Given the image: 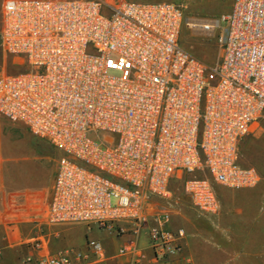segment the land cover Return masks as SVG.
Segmentation results:
<instances>
[{
	"label": "built area",
	"instance_id": "2783aa9c",
	"mask_svg": "<svg viewBox=\"0 0 264 264\" xmlns=\"http://www.w3.org/2000/svg\"><path fill=\"white\" fill-rule=\"evenodd\" d=\"M2 17L0 46L23 71L0 76V117L60 153L50 201L26 203L39 227L149 228L155 255L175 253L185 232L164 227L173 179L203 174L183 188L203 215L219 212L217 186L259 184L240 145L264 116V0L189 24L172 2L6 0ZM184 24L205 35L223 27L215 66L181 45ZM75 260L94 264L71 250L37 264Z\"/></svg>",
	"mask_w": 264,
	"mask_h": 264
},
{
	"label": "crops",
	"instance_id": "0c3cea01",
	"mask_svg": "<svg viewBox=\"0 0 264 264\" xmlns=\"http://www.w3.org/2000/svg\"><path fill=\"white\" fill-rule=\"evenodd\" d=\"M4 184L5 175L0 173V264H37L43 255L66 250L85 256L82 263L94 264H264L262 187L232 190L217 186V215L177 207L164 227L174 233L184 230L180 250L155 255L149 228L137 234H119L87 224L39 227L27 214L29 207L24 202L28 195L38 198L36 188L14 196L13 192L4 191ZM14 198L18 199L16 203H13ZM6 213L16 217L6 216ZM36 240L40 241L39 248L32 244ZM90 240L101 244V256L89 252ZM75 263L81 264L78 260Z\"/></svg>",
	"mask_w": 264,
	"mask_h": 264
},
{
	"label": "rangeland",
	"instance_id": "374dc122",
	"mask_svg": "<svg viewBox=\"0 0 264 264\" xmlns=\"http://www.w3.org/2000/svg\"><path fill=\"white\" fill-rule=\"evenodd\" d=\"M114 2H172L182 6L187 24L204 19H219L232 10L236 0H112ZM2 3L0 0V34L3 25ZM184 24L181 35V45L209 66H215L221 57L220 38L223 27L217 28L211 34ZM23 71L15 57L5 53L0 46V76L15 75ZM60 156L57 149L47 140L38 138L22 124L12 123L0 117V173L5 175L2 185L6 193L14 196L26 190L38 191V198L28 195L25 203L38 199L43 204L50 201L52 184L56 170V162ZM240 160L242 165L253 167L261 180L255 187L264 188V116L256 123L253 132L240 145ZM203 177L201 172L182 175L170 182L173 194V209L190 207V199L184 193L187 180ZM33 188V190H32ZM25 190V191H24ZM22 191V192H20ZM18 200L13 199V203ZM193 209V208H192Z\"/></svg>",
	"mask_w": 264,
	"mask_h": 264
},
{
	"label": "bare ground",
	"instance_id": "6f19581e",
	"mask_svg": "<svg viewBox=\"0 0 264 264\" xmlns=\"http://www.w3.org/2000/svg\"><path fill=\"white\" fill-rule=\"evenodd\" d=\"M193 23H195V22H193ZM194 27H195L196 30L201 31L197 24H195Z\"/></svg>",
	"mask_w": 264,
	"mask_h": 264
}]
</instances>
